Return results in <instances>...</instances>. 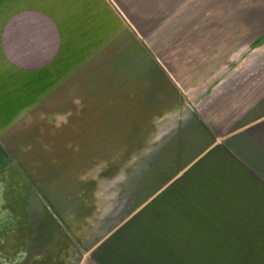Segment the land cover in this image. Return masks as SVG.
Here are the masks:
<instances>
[{
	"label": "rangeland",
	"instance_id": "374dc122",
	"mask_svg": "<svg viewBox=\"0 0 264 264\" xmlns=\"http://www.w3.org/2000/svg\"><path fill=\"white\" fill-rule=\"evenodd\" d=\"M33 7L60 17L64 37L38 68L18 65L3 40L6 21ZM253 13L226 0H0V264H70L79 248L63 214L142 191L170 82L195 88L224 66L264 65V18ZM200 219L193 233L145 225L167 240L154 255L264 264V215L240 218L246 233L204 232L229 218Z\"/></svg>",
	"mask_w": 264,
	"mask_h": 264
},
{
	"label": "crops",
	"instance_id": "0c3cea01",
	"mask_svg": "<svg viewBox=\"0 0 264 264\" xmlns=\"http://www.w3.org/2000/svg\"><path fill=\"white\" fill-rule=\"evenodd\" d=\"M226 7L254 10L263 22L264 0H226ZM59 21L40 7L6 21L3 40L15 62L48 64L64 40ZM221 73L195 88L170 82L174 95L159 117V158L153 166L146 160L141 192L114 196L96 211L63 214L79 248L70 264H167L154 255L161 244L167 248L165 235L153 242L145 225L159 234L193 233L200 217L216 216L229 224L208 223L212 228L204 232H251L239 224L245 223L240 218L264 215V65L224 66ZM181 243L175 248L190 247Z\"/></svg>",
	"mask_w": 264,
	"mask_h": 264
}]
</instances>
